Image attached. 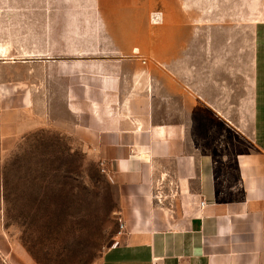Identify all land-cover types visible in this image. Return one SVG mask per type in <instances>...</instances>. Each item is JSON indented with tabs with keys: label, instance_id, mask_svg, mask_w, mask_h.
<instances>
[{
	"label": "crops",
	"instance_id": "crops-1",
	"mask_svg": "<svg viewBox=\"0 0 264 264\" xmlns=\"http://www.w3.org/2000/svg\"><path fill=\"white\" fill-rule=\"evenodd\" d=\"M212 10L200 0H0V21H90L80 40L97 46L64 50L76 65L32 64L31 98L23 67L0 61V154L36 130L90 147L124 223L99 264H264V17ZM1 203L0 174V227Z\"/></svg>",
	"mask_w": 264,
	"mask_h": 264
},
{
	"label": "rangeland",
	"instance_id": "rangeland-1",
	"mask_svg": "<svg viewBox=\"0 0 264 264\" xmlns=\"http://www.w3.org/2000/svg\"><path fill=\"white\" fill-rule=\"evenodd\" d=\"M200 6H213V12L227 11L232 16L256 10L257 17H264V0H200ZM89 23L0 21L1 26L13 24L18 29L14 38L0 35V61L23 67L21 86L27 93L32 64L40 62L42 68L50 56L57 66L65 59L76 65L77 58L64 50L81 44L97 46L94 39L80 40V31ZM35 32L40 35L33 36ZM22 72H16L14 79L21 78ZM45 77L41 72V87ZM5 78L0 74V80ZM82 145L75 133L36 130L0 154V264H99L102 251L118 235V188L90 147Z\"/></svg>",
	"mask_w": 264,
	"mask_h": 264
},
{
	"label": "built area",
	"instance_id": "built-area-1",
	"mask_svg": "<svg viewBox=\"0 0 264 264\" xmlns=\"http://www.w3.org/2000/svg\"><path fill=\"white\" fill-rule=\"evenodd\" d=\"M124 229V223H123V220L120 218L119 219V223H118V230H117V233L119 234L120 232H122Z\"/></svg>",
	"mask_w": 264,
	"mask_h": 264
}]
</instances>
